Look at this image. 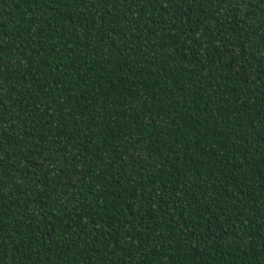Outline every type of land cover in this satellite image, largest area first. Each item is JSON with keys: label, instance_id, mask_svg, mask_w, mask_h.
Returning <instances> with one entry per match:
<instances>
[{"label": "trees", "instance_id": "obj_1", "mask_svg": "<svg viewBox=\"0 0 264 264\" xmlns=\"http://www.w3.org/2000/svg\"><path fill=\"white\" fill-rule=\"evenodd\" d=\"M0 264H264V0H0Z\"/></svg>", "mask_w": 264, "mask_h": 264}]
</instances>
